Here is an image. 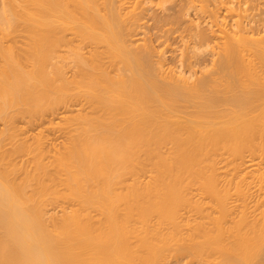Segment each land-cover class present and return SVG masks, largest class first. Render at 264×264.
Instances as JSON below:
<instances>
[{
    "label": "bare ground",
    "instance_id": "bare-ground-1",
    "mask_svg": "<svg viewBox=\"0 0 264 264\" xmlns=\"http://www.w3.org/2000/svg\"><path fill=\"white\" fill-rule=\"evenodd\" d=\"M147 1L0 0V41L19 22L31 41L0 43V264H264V25L187 24L190 65L208 67L192 80L136 37ZM175 7L155 25L178 26ZM57 115L51 153L14 139V119ZM220 178L257 197L246 180L228 205Z\"/></svg>",
    "mask_w": 264,
    "mask_h": 264
},
{
    "label": "rangeland",
    "instance_id": "rangeland-1",
    "mask_svg": "<svg viewBox=\"0 0 264 264\" xmlns=\"http://www.w3.org/2000/svg\"><path fill=\"white\" fill-rule=\"evenodd\" d=\"M150 1V0H149ZM156 0H152V2L150 3V5H149V2L147 3V4H145L146 6L147 5H149L150 7H148V13H147V11L145 12V13H147V15L145 14V16L146 17H144L143 19H146V21H144L143 19H142V21L144 22V23H146V24H144V26H140V29H138V36H136V37H139V40L140 41H143V37L145 38V36H143V34L142 33H144L145 35H146V38L148 39V41H146V43H150L149 42V40L151 41V45H153V49H154V56H153V58H155L156 60L158 59V61H159V58H161L160 59V61L161 62H163L164 64H167V65H169L170 66V69H174V70H172V71H174V72H176V71H178L179 70V68L181 69V68H183L184 70L186 69V73H187V71L188 70H191L192 69V72H193V75H192V80L196 77V75H197V77L199 76V73L201 72V71H203V70H200V69H205V68H208L207 66L204 68H201L202 66H198V65H196V64H194V65H190L193 61H194V57H193V49L191 48V45H192V43L193 42H191V40L192 41H194L192 38V36L190 35V31L191 30H188V27H189V29L190 28H192L193 27V25H194V22H195V26H196V24L197 25H200V26H203V27H205V25H206V30H208V28H210L211 27V24H212V26H213V24H214V22H216V23H218V22H221V21H223V18L222 17H224V21L226 22V20L228 21L229 19H230V22L228 21V22H226L227 23V26L228 27H230L229 25H230V23L231 24H233V25H231V28H233V27H235V23L237 22V20H238V22H239V20H240V24L242 25V23H243V25H245L246 26V28L249 30V31H252L253 30V32L255 33V32H258L259 31V29L261 30L262 29V25H264V0H195V2H193L194 0H171V2H170V0H157L156 2H155ZM180 1H182V2H180ZM189 1V2H188ZM218 1H220V2H218ZM225 1V2H224ZM179 2V3H178ZM184 2H186L185 3V5L183 4ZM227 2V3H226ZM234 2V3H233ZM239 2V3H238ZM251 2V3H250ZM156 3V5H154ZM165 3V4H164ZM174 3V4H173ZM175 3H176V7H175V9L176 8H179L180 6H181V12H180V14L182 15V19H181V22H180V24L178 23V26L177 25H175V24H172V25H170L169 23H166L165 25H162V27H157L156 25H155V23H154V16H156L157 15V12H158V14H161L162 15V13H164V14H167V13H170V14H172L173 12H174V9H173V7L175 6ZM178 3V4H177ZM192 5H191V4ZM206 3V4H205ZM217 3V4H216ZM225 3V4H224ZM233 3V4H232ZM162 4V5H161ZM181 4V5H180ZM190 4V5H189ZM152 5H154V6H152ZM160 5V6H159ZM231 5H232V7H231ZM178 6V7H177ZM187 7V9L188 8H190V9H186V8H184V7ZM189 6V7H188ZM205 6V7H204ZM222 6V7H221ZM238 6V7H237ZM241 6V7H240ZM155 8V9H154ZM163 8V9H162ZM216 8L218 9V13H217V11H216ZM233 8V9H232ZM240 8V9H239ZM183 9H185L186 10V12H185V10L183 11ZM202 9V10H201ZM207 9V10H206ZM229 9H231V10H229ZM234 9H235V11H234ZM153 10H154V13H153ZM162 10V11H161ZM163 10H165V11H163ZM169 10V11H168ZM172 10V11H171ZM200 10V11H199ZM227 10V11H226ZM215 11V12H214ZM238 11V12H237ZM160 12V13H159ZM167 12V13H166ZM186 13V15H185V13ZM213 12V13H212ZM242 12V14H240ZM184 14V15H183ZM187 14H188V16H187ZM195 14V15H194ZM217 14V15H216ZM219 14V15H218ZM152 15V16H151ZM202 15H204V16H202ZM209 15H210V17H209ZM215 15H216V17H215ZM151 18H150V17ZM184 16V17H183ZM197 16V17H196ZM149 17V20L147 19ZM188 17H189V20H187L188 19ZM203 17V18H202ZM217 17H218V19H217ZM236 17H237V19H236ZM153 18V19H152ZM180 18H181V16H180ZM209 18V19H208ZM212 18L214 19H216L215 21L214 20H212ZM193 19V20H192ZM197 19V20H196ZM199 19V20H198ZM205 19V20H204ZM149 22H148V21ZM152 20V21H151ZM211 20V21H210ZM217 20H218V22H217ZM220 20V21H219ZM235 20V21H234ZM244 20H245V22H244ZM183 21V22H182ZM199 21V22H198ZM206 21V22H205ZM232 21V22H231ZM191 22H193V23H191ZM234 22V23H233ZM248 22V23H247ZM250 22V23H249ZM185 23H186V25H185ZM189 23H191V25H188V27H187V24H189ZM206 23V24H205ZM208 23V24H207ZM255 23V24H254ZM183 26H182V25ZM174 25V26H173ZM220 25V24H219ZM145 26H147V27H145ZM192 26V27H191ZM19 27H20V22H19V24L17 23V26H15V28L12 30L13 31V33H12V31H10L11 33H8L7 35L5 34V36L3 37V34H2V37H1V41H0V43L1 44H3V45H5V47L7 46V47H10V48H12V50L14 49H22V47H25L26 46V44H27V46L25 47V48H27L28 47V45L29 44H31V41L29 40V38H28V36H27V32L24 30V28L23 29H19ZM142 27V28H141ZM145 27V28H144ZM154 27V28H153ZM156 27V28H155ZM177 27L179 28V29H181V30H177ZM184 27V28H183ZM187 27V28H186ZM254 27V28H253ZM159 28V29H158ZM163 28V29H162ZM213 28H217V24H216V26L215 27H213ZM256 28V29H255ZM19 31H22V32H15V31H17V30ZM169 29H170V31H169ZM184 29H185V31L187 30V32H185L184 31ZM15 30V31H14ZM140 30V31H139ZM23 31H25V32H23ZM177 31V32H176ZM178 31H180V33L178 32ZM140 32V33H139ZM173 32V33H172ZM16 33V34H15ZM147 33V34H146ZM182 33H183V35H182ZM15 34V35H14ZM189 34V35H188ZM256 34V33H255ZM261 34H262V32H261ZM11 35V36H10ZM191 36L190 38L188 37L187 38V36ZM12 36H13V38H12ZM151 38V39H150ZM184 38V39H183ZM137 41V43L139 44V42L140 41ZM5 42V43H4ZM25 42V43H24ZM7 43V44H6ZM144 43H145V41H144ZM143 42H141V44L140 45H142V44H144ZM189 43V44H188ZM185 44H186V46H185ZM12 46V47H11ZM21 46V47H20ZM6 47V48H7ZM15 47V48H14ZM185 47V48H184ZM186 48H188L187 50H186ZM190 48H191V50H190ZM17 49V50H18ZM200 49H203V47H201ZM156 51V52H155ZM185 51H187L186 53H185ZM191 52V53H190ZM199 52V51H198ZM159 53L161 54V55H159ZM184 53H185V55H184ZM189 54V55H188ZM205 54H207V52H204V53H202L201 54V57H206L207 55H205ZM157 55V56H156ZM205 55V56H204ZM162 56V57H161ZM179 56V57H178ZM182 56V57H181ZM185 56V57H184ZM187 56L190 58H187ZM172 57H175V58H172ZM179 58H183V59H180L179 60ZM185 59V60H184ZM187 59H189V60H187ZM178 60V61H177ZM182 60V61H181ZM191 60V61H190ZM185 61V62H184ZM172 64H171V63ZM180 62V63H179ZM174 63V64H173ZM182 66H181V65ZM193 64V63H192ZM166 66V65H165ZM172 66H174V67H172ZM179 66V67H178ZM190 66V67H189ZM186 67H188V68H186ZM176 68V69H175ZM193 69H195L194 71H196L197 70V72L195 73L194 71H193ZM199 69V70H198ZM191 73V72H190ZM201 74V73H200ZM190 79V80H191ZM50 116V115H49ZM49 116H45V117H48L47 119L46 118H44L43 117V119L42 118H28V117H18V118H16V119H14V122H13V125H14V132L15 133H13V134H15V135H17V137L14 135V139H16L17 138V140H19V138H20V141H21V139L24 141H31V139L32 138H34V137H37V135H39L38 137H42V143H44L42 146H43V148H44V146L46 145L48 148H47V150H49V151H47V152H45V150H46V147L44 148V152L45 153H51L52 152V150L55 148V146L57 147V144L59 145V143H60V140H62V138H63V133H61V132H63V120H60L59 119V117H58V115L54 118L53 117V119H52V116L51 117H49ZM50 119V120H49ZM63 121V122H62ZM15 123V124H14ZM59 123V124H58ZM60 126V127H59ZM2 127V124L0 123V128ZM59 128H60V130H59ZM61 128H62V130H61ZM60 131V132H59ZM18 133V134H17ZM34 136V137H33ZM57 136V137H56ZM28 137V138H27ZM32 137V138H31ZM40 137V138H41ZM59 138V139H58ZM28 139V140H27ZM54 139V140H53ZM50 140V141H49ZM57 140H59V141H57ZM4 141H7V140H4ZM4 141H2L3 143H5V144H8L7 142H4ZM16 141V140H15ZM44 141V142H43ZM49 142V143H48ZM54 144H53V143ZM2 143V144H3ZM50 145V146H48V145ZM4 145V144H3ZM7 146H10V144H8ZM7 146H2V147H4L5 148V151H8V148H6ZM53 146V147H52ZM1 147V148H2ZM3 148V149H4ZM52 148V149H51ZM4 151V150H3ZM18 152H16V153H14V154H12L11 155V160L13 161V162H15V163H17L18 162V164L20 163V161L21 160H23V163L24 162H30V159L31 158H27L26 156H28V157H31L30 155H25V154H23V153H21V152H19L20 154H17ZM48 153V154H49ZM20 158H19V157ZM24 156V157H23ZM16 157H18V158H16ZM45 157L46 158H48V155L46 156V154H45ZM24 158H25V160H24ZM46 160V159H45ZM22 162V161H21ZM30 164V163H29ZM220 165H222V164H220ZM224 171V168L222 169L221 168V171ZM248 178V177H247ZM246 178V180H243L241 183L243 184V186L245 187V185H244V181H246V183L248 182V187H247V185H246V187H247V189L249 188L250 190V197L252 196V194L253 193H255L254 194V196H256V192L257 191H255L254 190V187L256 188L258 185H259V183L258 184H256V183H254V182H251V179L252 178H249V179H247ZM222 178H220V180L219 181H217L218 183V186L220 187L221 185L223 186V188H225L224 186H226V193H225V199H226V203L227 202H229L230 204H228V205H230L231 206V204L232 205H234V203H239V202H241V196H240V194L237 192H235L234 191V188H235V185L236 184H239L240 183V181H239V179H233V180H225V179H227V178H223L222 180H221ZM252 181H254V180H252ZM250 182V183H249ZM241 183H240V185H241ZM256 184V186H254ZM193 186V185H192ZM222 186H221V190L223 189L222 188ZM193 188V189H192ZM196 189V186H194V187H191L190 189H192L191 191L192 192H190V193H188L189 194V196L191 195H193L195 192L198 194V192H197V190H199L198 188ZM225 189H223V191H225ZM251 189H252V192H251ZM257 190L259 191V188L257 187ZM249 191H247V192H249ZM255 191V192H254ZM192 193V194H191ZM236 193V194H235ZM252 193V194H251ZM197 194H194L193 195V198L194 199H197L198 198V196H197ZM200 194H202V193H200ZM226 194H228V196L226 195ZM196 195V196H195ZM190 196V197H191ZM195 196V197H194ZM202 196H204V194H202ZM238 196H240V198H238ZM197 197V198H196ZM257 197V196H256ZM255 197V198H256ZM192 197H191V199H193ZM200 198H202V197H200ZM229 198V200H227ZM254 197L252 196L251 197V199H253ZM236 199H238V200H236ZM249 199V198H248ZM251 199L250 200H248L249 202H252L251 201ZM203 200L205 201V198H203ZM193 201V200H192ZM232 201V202H231ZM239 201V202H238ZM234 202V203H233ZM252 204V203H251ZM59 208V207H58ZM188 209V208H187ZM185 207H184V209L183 208H181L180 210V218H182L183 216H185L186 217V219H187V217H189L191 220L193 219V217H195V212H194V210H192L191 211V209H188L187 210ZM56 211H58V209L56 208ZM194 212V213H193ZM194 215V216H193ZM184 218V217H183ZM188 218V219H189ZM189 219V220H190ZM185 253V254H184ZM184 253H179V252H171V253H169V255L167 256V258L165 259V260H163L160 264H199L198 262H200V261H198L197 262V258L196 257H193L191 254H189V253H187V252H184ZM186 254H188V255H186ZM192 256V257H191ZM201 263H205V262H200V264ZM231 264V263H230Z\"/></svg>",
    "mask_w": 264,
    "mask_h": 264
}]
</instances>
